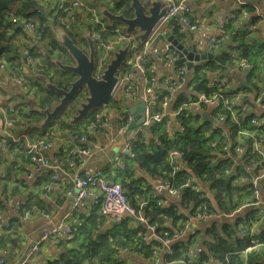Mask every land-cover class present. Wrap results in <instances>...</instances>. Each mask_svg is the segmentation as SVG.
Returning a JSON list of instances; mask_svg holds the SVG:
<instances>
[{
	"label": "crops",
	"instance_id": "1",
	"mask_svg": "<svg viewBox=\"0 0 264 264\" xmlns=\"http://www.w3.org/2000/svg\"><path fill=\"white\" fill-rule=\"evenodd\" d=\"M55 1L56 0H42L41 11L38 12L39 14H35V16H33L32 21L37 24L40 22L37 20L36 16L41 15V18L44 17V21H42V23L40 24L43 26V28H48L51 33L50 35L53 36L54 39H56L55 33H59L61 30L65 31L67 34L68 31H71L74 34H78L79 36H81V38H85L86 34L91 33L88 27L86 13L79 7H72L69 13L63 12V14H61L62 20L59 21V23L53 20L51 17L53 15L52 5L55 3ZM63 1L70 4L73 0ZM85 1L89 2L91 6L98 8L100 11L102 6L105 7V5H103L101 2L102 0L97 3V5H93L94 0ZM112 1L114 2L117 0ZM185 1L187 2L189 8L192 10L194 19L199 24V27L194 32L187 34L183 39H181L183 45L186 48L191 49L193 46H195L196 50L200 53L208 51L218 56L220 51L229 52L233 46V43L230 40V35L223 37L216 54L213 52V50L209 49L208 43L211 37L217 36L219 34V26L225 22L226 18L232 12H236V15L238 17L236 26H239L243 30H247L248 27L251 26V18L253 16H257L255 30L249 32L245 36V41L251 37L257 42L263 41L264 0H259L258 4H255L258 8V11L262 15L261 17L256 14L255 10L253 11V14H250L243 10L247 3H252L254 2V0ZM125 3H127V5L129 6V0H127V2ZM113 9H115L114 11H112L113 13L122 14L117 11L116 7H114ZM106 22L110 25L118 23L110 22L107 19ZM123 31H125V27L123 28ZM161 32H163V34L162 36H158V40L155 42V45L160 46L165 41L168 35V31L166 30V28ZM32 37L33 31L25 28L20 23L14 25L13 42L15 41L19 44L27 45L31 43ZM137 42L140 43V40L138 38ZM84 46V44L81 45V47L83 48ZM31 52L33 55L40 57L42 61L46 60V62L49 61L48 58L52 60L58 59L63 62H66V60L69 59V56L67 54L58 49H55L54 51L49 53L46 51V49L33 47ZM231 55L232 59L235 61L237 56H235L233 53H231ZM156 61L161 62L160 60ZM203 61L205 60L193 61V67L188 70L189 72L187 74L185 83L175 93L177 97L174 103L179 100L183 102L191 98L188 95L190 94L189 84L191 82V76L194 72L195 65ZM221 65L223 66L222 68L217 67L216 70L207 72V77L210 85L211 83H214V79L216 76L224 77L228 81L226 90L229 91V97L231 98V101L237 106H243L246 110V116L249 118H244V122L240 126L236 125L237 131L238 129L251 130L238 133L236 131V133H234L236 144L242 146L243 149H247L250 144L247 140L249 138L251 139V136H254L262 139L264 149V107L262 106V104H264V77L257 80V82L253 86H249V88L248 85H245L246 88L244 90L241 84L244 82L246 74L240 72L235 67V63L232 68L228 67V65ZM52 71L54 70L51 69V73ZM154 71L156 75L158 74V76L171 75V78H174L176 75L177 66L172 65L169 67H162L159 63H157ZM21 74L26 78L29 76H32L31 78L37 76L36 78H38L40 76L36 75V72L33 71L26 62L22 63L21 65ZM140 85L141 83L138 84L139 90ZM141 91L142 89L140 90V92ZM201 93L203 92L201 91ZM184 96L186 98H184ZM18 99L22 102V106L26 112H28L30 109L32 110V106L34 105V103L28 100L26 97H23V94L20 93L19 89L13 84L12 80L0 79V101L5 102ZM27 104H29L31 107L27 108L25 106ZM123 108L124 103H121L119 106L114 107L111 111L112 119H114L116 113ZM215 109L216 108L212 106H200L194 109V114L197 113L200 115L199 118L201 122L205 121L201 115V112H208L209 117H211L213 120L212 122L206 120V122L210 123L211 125V128L208 129V132L212 130L213 125L218 126L221 124L223 127V133L225 134V136H229L230 129L228 125H224L222 122H220L219 124L215 123ZM39 117L40 119H38L37 121H28L26 123L25 118L24 121H20L22 118H20V120L18 119L17 125L10 130L9 136L7 137H13V139H15L17 136H20L19 139L17 140V142H10L8 146H5L4 144V146L0 150V200L4 203L5 207L2 212L10 221L16 218L19 222V224H17V226L19 225L18 230L29 236L26 240H24L20 235L16 238H12L9 233H6L3 229H0V240L7 238L3 246H0V255H4L5 259L7 260V264H18V262L22 261L24 256L29 252L32 244L40 237L41 232L46 228H50V226L52 225L62 224L79 226L80 228L86 223H90L95 233L105 234L110 232L115 224L121 222L120 221L116 223L111 218L101 215L98 209V204L94 203L89 197L80 201L77 205H74L73 200L66 195V190L70 185L71 177L76 170L79 173H91L97 170L105 171L103 173L107 177L109 176V179L115 180V182L117 181V174L121 173L123 170L109 165V161L112 155L121 144V137L116 133L114 122L113 126L110 129H105L94 138H90L86 142L82 143L83 146L88 148L90 153L80 162L78 169L74 170L70 169L67 165V151L76 144V140L72 137L71 132L76 130L80 126L82 121H80L76 125L71 124L72 126L64 127L62 126L65 122L63 118L60 121H52L49 124L45 125L43 123L45 116L41 115ZM251 119L255 120V123H252ZM247 122L249 123L251 128L245 127V124ZM176 126V123L175 125H171L170 123L168 126L169 131L171 132ZM143 136L145 138H149V130H147L143 134ZM47 137H50L49 140L52 142V146L48 150V156L53 164H57L59 166V170L56 184L51 188L47 196H43V186L51 175V167H45L36 163H30L29 158L25 152V145L28 142L36 139L42 138L46 140ZM134 168L135 169L130 177H124L123 189L134 204H139L144 202V193L145 191L147 192L149 185H152L154 182L158 181V179H153L145 170L137 165H135ZM138 180H140L139 183H131V181L137 182ZM195 181L200 186L205 196H209L208 198L212 206L217 207L214 195L211 189H208V185L205 183H201L197 179H195ZM236 182L242 184L246 183V180L241 177L237 178ZM263 184L264 179H261L259 184L256 186L257 188H259L260 198H262L264 194ZM241 193H243V190L241 191ZM238 194L235 193L230 202L228 200V196H225V200L229 202V208L227 212H223L218 209L212 211L216 214L223 212L225 213L223 216L204 220L194 219L187 229L186 235L178 240L179 243H183L185 246H187L194 260L200 261L201 263H208V261L201 260L200 258L202 255L207 254L206 241L208 230H210L212 225H220L221 223H223L233 226V223H236V218L239 216H243L248 211V209H245L240 213L231 214L237 204L249 197V195H246L239 201L237 198ZM180 195L181 193L177 196H171L166 192H162L160 195V205L163 207H170L171 205L176 204L178 206V211H181L184 213V215H186L188 210L184 209L181 205ZM29 201L37 203L39 207L49 212L50 216L46 218L38 214H33L29 215L26 218L21 217L19 214V206H23L25 208L26 204H28ZM257 208L259 209V212H261V209H263L262 207H256L255 209ZM128 219L129 221L127 227L130 230L137 229L139 232V228L143 227V224L135 219ZM240 225L241 223L237 224V234ZM163 226L175 229L172 226L170 220L164 221ZM258 229L260 231H264V218L260 220ZM222 235L224 238H226L225 233H222ZM129 247H127V250L124 251L122 256V258H125L122 260H125L127 264H173L171 263V256H169L166 250L162 247H157L154 249L151 259L144 258V256L140 252L134 250L132 246ZM235 247L236 244L233 245V250L235 249ZM57 252L58 246L56 244V241L46 240L43 244L40 245L35 256L31 257V259L26 264H44L45 262L54 258L57 255ZM210 260H212L210 264H216L218 262V259Z\"/></svg>",
	"mask_w": 264,
	"mask_h": 264
},
{
	"label": "built area",
	"instance_id": "2",
	"mask_svg": "<svg viewBox=\"0 0 264 264\" xmlns=\"http://www.w3.org/2000/svg\"><path fill=\"white\" fill-rule=\"evenodd\" d=\"M41 1L42 0H40V5L37 9L38 12L41 11ZM100 1L101 0H99V2ZM159 1L167 5L165 15L155 25L150 35L140 43L137 42L135 34L121 32L118 27L111 30L114 33L113 38H117L116 41H112L113 38L104 26L101 14H99L98 10L85 0H73L70 4L63 0H56L52 5L53 15L57 13L58 9H62L63 12L69 13L72 7H79L85 11L89 30L95 40L99 54H102V59L98 61L95 67V75L100 76V73L103 71L106 64L114 57V52L123 48L125 44H128V53L117 72L120 85L117 97L114 99L116 101L111 99L104 104L99 111L95 112L86 121L82 122L76 130L71 132L72 137L76 140V144L67 151V165L70 169H78L80 162L90 153L88 148L83 146L82 143L90 138H94L103 130L110 129L113 126V122L115 124L116 133L121 137V144L112 155L109 165L122 169L124 165L123 161L126 158H132L134 156L133 142L141 138L149 127L152 124H155V120L158 117H162L160 122L166 119L168 124L171 123L175 125L176 123L178 126L179 122L176 121L175 117L182 109H188L194 114V109L196 107H214L213 104L218 103L219 98L225 96L226 93L224 92H226L228 81L224 77L216 76L214 83L217 86V90L214 92L216 93L214 96L209 97L206 92H203L196 99H188L178 109H170L169 105L173 100V95L185 83L189 71L186 65L181 63L177 65V71L174 78L170 77L164 81L156 79V73L154 71L156 64L159 63L162 67L174 65L175 59L179 57V52L171 47V43L166 39L160 46L155 45V42L158 40V36H162L163 32L161 31L166 28L168 35L174 36L180 43H182L181 39L183 38H181V36L186 33L189 34L194 32L199 27V24L194 19V16L191 18L188 12L190 8L185 0ZM101 2L107 8L113 6L112 0H102ZM52 19L55 21H61L62 17L61 15H57ZM10 21L13 25L10 28L12 32L14 25L17 23H20L25 28L33 31L31 43L25 45L28 47L29 51L24 45L15 41L14 43L19 51H21L23 63L26 62L36 74L41 73L44 70V64L40 57L32 54V48L37 47L39 49H46L49 53L55 49L48 38L42 36V32L38 30V24H35L32 20L22 16H12ZM222 26L223 24L219 26V31L223 30ZM248 30L250 32L254 31L255 25L249 26ZM223 37L224 36H221L218 39H209L208 47L210 50H213L215 54L218 52ZM156 60H160L161 62ZM126 66H129L130 68L127 73L124 72ZM144 75H152L153 77L149 80L148 84L142 88V91L138 95L131 94L130 92L134 87L128 84L129 80L137 79ZM0 79L12 80L20 93L28 100L32 101L36 98L34 93L35 88L31 87L27 78L21 74V66L10 64L3 57H0ZM140 102H143L144 105L141 110L137 111V114L144 118L143 122L131 128L129 125L132 121H135V115L131 113L130 110L141 108L139 105ZM121 103H124V108L119 110L114 119H112V109L119 106ZM18 105H23L19 99L5 102L0 101V150L4 144H6L5 141L7 136H9L10 130L15 126V122L18 118ZM25 106L30 108L29 104ZM262 106L264 107V104H262ZM228 112L230 121L235 123V125L240 126L244 122V118L240 119L231 111ZM224 120L225 115L220 113L216 116L215 123L219 124ZM251 122L255 123V120L251 119ZM177 131H183V127L180 124ZM242 131L251 130L238 129L237 133ZM173 132L174 129L172 130V133ZM19 137L20 136H17L15 139L11 137V141L17 142ZM50 137H47L46 140L42 138L36 139L25 145V152L30 163L51 167V175L43 186V196H47L51 188L56 184L59 170V166L53 164L48 156V150L52 146V142L49 140ZM251 137V139L249 138L251 140L250 147L253 152L258 154V159L253 160L250 167H248L251 177L244 176L243 178L246 182L251 181L254 187L251 189L249 197L237 204L231 214L240 213L245 209L254 207H262L263 209H261L259 214V216L262 214L260 218L258 216L259 219L257 218L253 221L249 227L241 226L239 229V235L241 237L249 238V243L246 244L242 250L243 264H248V255L250 252L257 248L264 247V240H261L258 237V234L260 233V230L258 229L259 222L264 218V194L263 197L260 198L259 188L256 187L261 179H264V149L262 139L254 136ZM215 144L216 143L213 142L212 146L214 147ZM241 147L239 145L235 147V151L238 154L243 151V147ZM211 153L214 155L212 161L223 156V154L219 153L216 149H213ZM179 157L180 153L177 151L170 153L171 160H175ZM178 167V165L174 166L175 169ZM103 172L104 171L101 170L91 173H79L77 170L74 172L70 180V185L66 190V195L73 200L74 205H77L80 201L89 197L94 203L98 204L100 214L111 218L116 223L122 221L124 218L135 219L145 227V231L141 232L143 242L149 243L152 239L159 240L162 244L161 247L166 250L168 255L171 257L174 256L171 263L196 264V260L192 258L187 246L186 249L180 250L174 255L172 244L178 242L180 238L186 235L187 229L194 219L204 220L223 216L225 213L221 212L216 214L215 212L204 210L185 220L171 233L170 236L161 238L156 233V226L150 224L148 218L144 214L145 203L142 202L136 206L131 204L128 201L121 184L109 179ZM225 172H229V169H226ZM186 186H189L195 192L200 193L201 196H205L200 186L196 183L195 178H188L180 187H173L168 180L159 179L154 182L150 188L152 196H160L162 192H166L171 196H177L181 193V189ZM160 203L161 200L159 199L158 204ZM19 214L23 218L33 214H38L46 218L50 216L49 212L39 207L37 204H31L28 208L19 206ZM18 226L12 228L11 221L2 211H0V229L9 233L12 238H16L20 235L24 240L28 239L29 236L22 231H19ZM72 233L73 230L71 225H52L50 228L44 229L41 232L40 237L32 244L29 252L24 256L22 261L18 262V264H26L31 257L35 256L40 245L46 240L56 241L59 237H69ZM125 250H127L126 247H117L118 253H116V255L118 258L123 256ZM0 264H7L4 255H0Z\"/></svg>",
	"mask_w": 264,
	"mask_h": 264
},
{
	"label": "trees",
	"instance_id": "3",
	"mask_svg": "<svg viewBox=\"0 0 264 264\" xmlns=\"http://www.w3.org/2000/svg\"><path fill=\"white\" fill-rule=\"evenodd\" d=\"M98 1L99 0H94V3ZM124 1L127 2V0H117L115 2V7L117 11L124 14V16L131 17L133 14L132 10ZM258 2L259 0H254L252 3H247L243 10L253 14L254 5L258 4ZM39 5L40 0H0V57H3L10 64L21 66L23 63L21 51H19L13 42V32L10 29L13 25L10 18L12 16H22L33 20V16L39 14L37 11ZM114 10L115 9H112V11ZM57 14H62V9H58ZM36 18L40 23L45 19L44 17L41 18V15H37ZM237 19V15L235 18L227 17L225 34L226 36L230 35L233 46L229 52L220 51L219 58L223 65L233 66L235 61L241 58L252 63L253 70L246 73L244 79L249 88V86L254 85L252 82L254 78L264 77L262 76L264 73L261 72V70L264 71V35L262 42H257L252 37L245 41V36L250 31L248 29L243 30L239 26H236ZM104 20L106 19H102L104 26L113 38L114 33L111 31L113 27L107 26ZM256 20L257 16H253L250 23L255 24ZM40 23L37 24L38 30L42 32V36L44 38H46V36L50 37L54 46L66 52L53 36L50 35L51 33L48 28H43ZM68 34L72 37L76 45H85L87 42L85 38H81V36L71 31H68ZM24 47L28 49L27 46L24 45ZM231 53L237 56L235 61L232 59ZM47 63L48 68L40 75L45 79L51 80L58 86L65 88L67 83L61 80L66 81L67 79H71L72 74L58 70L55 65L49 61ZM217 67L222 68L223 66L215 63L213 60H205L195 65L194 72L191 76V82L190 84L188 83L190 91H193L192 99H196V94L201 93V91L210 94L217 90V86L210 85L207 77V72L216 70ZM51 69L54 70V74L53 71L51 73ZM57 72L58 75L56 74ZM59 74L62 75L61 80L58 77ZM31 77L32 76L27 77V80L31 87H36L34 90L36 96L34 101L36 105H38V107L54 106L59 96L53 90L45 87V82H43L40 76L38 78H36L37 76L34 78ZM242 88L245 90V85H243ZM226 92L229 91L226 90ZM184 98L186 97L184 96ZM182 103L183 102L179 100L173 104L172 108L177 109ZM69 106L72 107L74 105L70 104ZM17 107L19 120L22 118L20 121H24L25 118V123L28 121H37V117L41 116L35 109H30L26 112L22 105H18ZM69 111L70 110H64L61 115L69 114ZM215 113L216 116L220 113L225 115V120L222 123L229 126V136H225L221 124L218 126L213 125L212 130L208 132V129L211 128L210 123L206 121L200 122L199 114H192L190 110L182 109L175 119L183 127V131H177L178 124L177 127L173 128L174 132H170L168 129L169 124L166 120L151 125L149 128L150 137L145 138L142 136L133 142L134 156L124 160V165L121 169L123 171L116 176L117 181L123 187L124 177H130L135 169L134 166L137 165L145 170L153 179H166L173 187H180L188 178H195L201 183L207 184L208 189H211L217 207L212 206L208 198L209 196H201L200 193L195 192L189 186L183 187L181 189L180 201L183 208L188 210L186 215H184L183 212L178 211V206L176 204L170 207H163L158 204V200L161 196H152L151 185H149L147 192L145 191L144 193V214L148 218L149 223L156 226V233L161 238L170 236L185 220L204 210L211 212L218 209L227 212L229 202L235 193H241L243 190V193L237 196L240 201L244 196L249 195L251 189L254 187L251 181L242 184L236 182L237 178L244 176L251 177L248 167H250L253 160L258 159V154L253 152L250 147L251 140H247L250 143L249 147L243 149V151L238 154L235 151L237 144L234 134L237 131V126L230 121L229 112L225 111L224 108L216 107L214 114ZM17 123L18 122L15 123V126ZM63 126L69 127L72 125L65 122ZM245 127L251 128L248 122L245 124ZM213 142L216 143L214 147L212 146ZM213 149L218 150L223 156L212 161L214 155L211 152ZM173 151L179 152L180 158L171 160L170 153ZM175 165L180 166L175 169ZM226 169H229V172H225ZM139 182L140 180L137 182L131 181L132 184ZM126 195L128 201L136 206L137 204H134L130 200L128 194ZM225 196H228L229 202L225 200ZM31 204L37 203L29 201L25 208H28ZM4 208V203L0 200V211ZM255 208L256 207L250 208L243 216L237 217L236 223H233V226L223 223L220 225H212L210 230H208L206 241L207 254L202 255L200 258L201 260L208 261V263L195 261L196 264H210L212 261L210 259H218L216 264H243L242 250L246 244L249 243V238L241 237L239 235V229L241 226L249 227L251 223L258 218L260 212L258 208ZM166 220H170L175 229L163 226V222ZM128 221L129 219L127 218L115 224L111 231L105 234L95 233L90 223H86L80 228L79 226H71L73 230L72 235L56 239V244L58 246L57 255L44 264H127L125 260H122L125 258H118L116 255V253H118L117 247L123 246H132V248L140 252L144 258L151 259L154 249L162 246L161 242L157 239H152L149 243H144L140 231H145V227H140L139 232L137 229L130 230L127 227ZM239 223H241V225L238 228L237 234L236 227ZM17 224H19V222L16 218L11 220L12 228H15ZM222 233L226 234V238L223 237ZM258 237L264 240V231H260ZM6 239L7 238L0 240V246H3ZM234 244H236V247L233 250ZM183 249H186L183 243H173L174 255ZM173 257L174 256L171 258ZM248 264H264V247L257 248L249 253Z\"/></svg>",
	"mask_w": 264,
	"mask_h": 264
},
{
	"label": "water",
	"instance_id": "4",
	"mask_svg": "<svg viewBox=\"0 0 264 264\" xmlns=\"http://www.w3.org/2000/svg\"><path fill=\"white\" fill-rule=\"evenodd\" d=\"M129 7L133 10V17L126 18L123 14H116L101 7V14L110 22H119L125 25V33H136L140 42L144 41L152 32L155 25L163 18L167 5L159 0H129ZM57 32V31H56ZM57 41L67 51L71 58L70 63H62L61 60H51L59 70L72 74L71 79L66 82L65 88L58 86L49 79H45V87L53 90L59 97L58 102L53 107L32 106V109L45 116L43 123L49 124L63 113L64 110H70L69 124L76 125L93 110L101 108L110 99L117 82L116 74L128 53V44L114 52V57L106 64L102 74L97 78L94 74L96 67L95 59L97 57L94 46V40L89 34L85 35L88 43V51L77 46L73 39L63 30L55 33ZM171 43V47L179 52V57L175 59L174 64L184 63L188 70L193 67V61L214 59L219 61L218 55L211 52H198L193 46L191 49L186 48L177 38L172 35L166 37ZM184 55V56H183ZM223 64V63H221ZM232 68L233 66L228 65ZM72 104L74 106L70 107ZM141 108L130 110L135 115V121H132L129 127H135L143 121V117L137 114ZM203 119L212 122L208 112H201ZM8 139L6 144H9Z\"/></svg>",
	"mask_w": 264,
	"mask_h": 264
},
{
	"label": "bare ground",
	"instance_id": "5",
	"mask_svg": "<svg viewBox=\"0 0 264 264\" xmlns=\"http://www.w3.org/2000/svg\"><path fill=\"white\" fill-rule=\"evenodd\" d=\"M244 4H245V3H244ZM254 10L256 11V14H257V15L262 16L261 13L258 11V8H257L256 5H254ZM188 12H189V14H190V16H191V18H192V17H193V12H192V10L189 9ZM132 13H133V10H132ZM164 15H165V12H164L163 16H164ZM235 16H236V12H235V13L232 12L228 17H229V18H235ZM125 17H126V16H125ZM132 17H133V14H132L131 17H126V18H132ZM226 23H227V18H226L225 22L223 23V26H222L223 30H222V31H219V34H218L217 36H213V37H211V39H213V38L218 39V38L221 37V36H226V34H225V25H226ZM186 35H187V33H186L185 35L181 36V38H184ZM116 39H117V38H113L112 41H116ZM164 53H165V52H164ZM218 58H219V56H218ZM210 60H213V61H215V62L218 63V64H221V63H222V61H221L220 58H219V61H220V62H218L217 60H214V59H210ZM235 65H236V67L238 68L239 71H242V72H244L245 74H246V73H249V72H251V71L253 70V64L250 63L249 61H246V60L242 59V58L236 60V61H235ZM129 69H130L129 66H126V67L124 68V72L127 73V72L129 71ZM261 72L264 73L263 70H261ZM262 76H264V74H263ZM116 77H117L118 79H117V82H116V84H115L114 92H113L112 95H111V99L113 98V95H114V96H117V92H118L119 85H120L119 75L116 74ZM152 77H153L152 75H144V76L139 77V78H137V79H130L129 82H128V84L134 87V89L131 90L130 93H131V94H137V95H138V94L140 93V90H141L142 88H144V87L148 84L149 80H150ZM155 77H156V79H158V80H160V81H164V80H166V79H169V78L171 77V75H162V76H158V74H157V75H155ZM257 80H259V79H258V78H254L253 81H252L253 84H255V83L257 82ZM139 83H141V85H140V90H139V88H138V84H139ZM211 85H212V86H216L215 83H211ZM215 91H216V90H215ZM215 91H214V92H215ZM214 92H212V93H210V94H207V95H209V97H212V96H214V95L216 94V93H214ZM192 93H193V91H190V94H188L189 97H192ZM224 93H226L225 96H224V97H220V98H219V102H218V103H214L213 106H214V107H217V108H218V107H222V108H224L225 111H231L233 114H235L236 116H238L240 119H242V118L249 119V118L246 116V110H245V108H244L243 106H237L236 104H234V103L231 101V98L229 97V92H224ZM198 96H200V93H197V94H196V97H198ZM161 118H162V117H158V118L155 120V124H157L158 122H160Z\"/></svg>",
	"mask_w": 264,
	"mask_h": 264
},
{
	"label": "clouds",
	"instance_id": "6",
	"mask_svg": "<svg viewBox=\"0 0 264 264\" xmlns=\"http://www.w3.org/2000/svg\"><path fill=\"white\" fill-rule=\"evenodd\" d=\"M99 2V1H98ZM97 2V3H98ZM115 2L116 1H114L113 2V6H111V7H109V8H107L106 6V8L108 9V10H110L111 12H112V9L115 7ZM97 3H94V1H93V5H97ZM94 7V6H93ZM96 8V7H95ZM97 10H98V13L99 14H101V11L98 9V8H96ZM62 14H63V11H62ZM117 14V13H116ZM57 15H61V14H54V15H52L51 17L52 18H55ZM124 15V14H123ZM101 16H102V14H101ZM101 19H104V17L102 16L101 17ZM106 19V18H105ZM57 22L59 23V21L57 20ZM119 23V22H118ZM120 24H122V23H120ZM123 25V28L125 27V25L124 24H122ZM251 25H255V24H251ZM62 26H64V25H62ZM113 28H115V27H113ZM123 32H125V31H123ZM130 34V33H129ZM133 34H135L136 35V33H133ZM69 35V34H68ZM89 35L91 36V38L94 40V38L92 37V33H89ZM70 36V35H69ZM47 37V36H46ZM137 37V36H136ZM49 40H50V43L52 44V46H53V48L54 49H58V50H60L58 47H56V46H54L53 45V43L51 42V39L49 38V37H47ZM86 39V38H85ZM56 40V39H55ZM57 41V40H56ZM58 42V41H57ZM59 43V42H58ZM60 44V43H59ZM77 46H79V45H77ZM94 46H95V50H96V55H97V57L96 58H98V54H99V51H98V48H97V46H96V43H95V40H94ZM79 47H81V46H79ZM63 48V47H62ZM83 50H85V51H88V43L86 42V44H85V46H84V48L83 47H81ZM87 49V50H86ZM61 51V50H60ZM64 52V51H63ZM67 52V51H66ZM66 52H64V53H66ZM67 55H68V53H66ZM69 56V55H68ZM69 59H70V62H71V58H70V56H69ZM52 59H49V62H51V63H53L52 61H51ZM43 62V61H42ZM62 63H66V62H63V61H61ZM97 63H98V60H96V65H97ZM44 64V63H43ZM54 64V63H53ZM55 65V64H54ZM56 66V65H55ZM174 66H177V65H175L174 64ZM48 68V66L47 67H45V65H44V70L41 72V73H43L44 71H46V69ZM56 68L58 69V67L56 66ZM59 70V69H58ZM61 71V70H60ZM41 73H39V74H37V75H40ZM53 74H54V71H53ZM94 74H95V70H94ZM102 74V72L100 73V75ZM97 78H99V76H97V75H95ZM40 77L42 78V80H43V82H45L44 81V77H42V75H40ZM59 77V79L61 80V78H62V75H59L58 76ZM72 77V76H71ZM62 81V80H61ZM36 88V87H35ZM176 93V92H175ZM175 93H174V95H173V100H172V102L170 103V109H172V110H175V109H173V108H171V106H172V104L174 103V101H175V99H176V95H175ZM24 97V96H23ZM192 99V98H191ZM111 100V99H110ZM109 100V101H110ZM112 100H114V99H112ZM108 101V102H109ZM114 101H116V100H114ZM187 101V100H186ZM186 101H183V103L184 102H186ZM32 102L34 103V105L35 106H38V105H36V102L34 101V100H32ZM58 102V101H57ZM182 103V104H183ZM57 104V103H56ZM181 104V105H182ZM180 105V106H181ZM179 106V107H180ZM31 107V106H30ZM53 107V106H52ZM178 107V108H179ZM177 108V109H178ZM33 110V109H32ZM100 110V108L99 109H95V110H93V111H91L85 118H84V120H81L82 122H84V121H86L92 114H94L95 112H97V111H99ZM65 115V114H64ZM64 115H60L59 117H58V119H56V120H53V121H60L62 118H63V120L65 121V122H68L69 121V119H70V116H68V117H63ZM69 115H70V113H69ZM17 116H18V118H17V120L19 119V115H18V113H17ZM176 118V117H175ZM17 120H16V122H17ZM164 120H166V119H164ZM163 121V120H162ZM15 122V123H16ZM65 122L63 123V124H65ZM81 122V123H82ZM143 122V121H142ZM141 122V123H142ZM69 123V122H68ZM71 125V124H70ZM153 125V124H152ZM171 125H173V124H171ZM63 126V125H62ZM131 128H133V127H131ZM150 128V127H149ZM149 130V129H148ZM8 139H10L9 140V144H10V142H12L11 141V137H7L6 138V141L8 140ZM6 141H5V143H6ZM8 144V145H9ZM6 146H7V144H5ZM180 158V157H179ZM112 169V168H111ZM114 181V180H113ZM212 212V211H211ZM102 215V214H101ZM125 219V218H124ZM118 223V222H117ZM144 227V226H143ZM142 238V237H141ZM143 241V240H142ZM175 243V242H174ZM172 246H173V244H172ZM123 247H126V246H123ZM127 248V247H126ZM160 248V247H159Z\"/></svg>",
	"mask_w": 264,
	"mask_h": 264
},
{
	"label": "rangeland",
	"instance_id": "7",
	"mask_svg": "<svg viewBox=\"0 0 264 264\" xmlns=\"http://www.w3.org/2000/svg\"><path fill=\"white\" fill-rule=\"evenodd\" d=\"M104 22H105V24L107 25V26H110V27H118L119 28V30L121 31V32H123V25L122 24H120V23H116V24H113V25H110V24H108L107 22H106V20H104ZM50 58H48V60H49ZM102 59V54H98V58H97V60L99 61V60H101ZM66 63H70V60L68 59V60H66ZM44 65H45V67H47L48 66V63L46 62V61H44ZM240 72H242V71H240ZM244 73V72H243ZM57 75H58V72L56 73ZM258 79H261V78H258ZM243 85H246V82L244 81L242 84H241V86H243ZM117 96H114L113 95V98H116ZM69 116V114L67 113V114H65L63 117H68ZM38 119H40V117L38 116L37 117ZM200 121V120H199Z\"/></svg>",
	"mask_w": 264,
	"mask_h": 264
},
{
	"label": "flooded vegetation",
	"instance_id": "8",
	"mask_svg": "<svg viewBox=\"0 0 264 264\" xmlns=\"http://www.w3.org/2000/svg\"><path fill=\"white\" fill-rule=\"evenodd\" d=\"M95 62H96V59H95Z\"/></svg>",
	"mask_w": 264,
	"mask_h": 264
}]
</instances>
